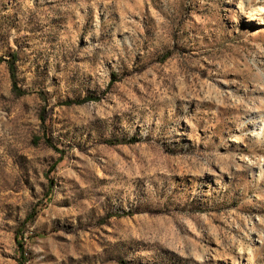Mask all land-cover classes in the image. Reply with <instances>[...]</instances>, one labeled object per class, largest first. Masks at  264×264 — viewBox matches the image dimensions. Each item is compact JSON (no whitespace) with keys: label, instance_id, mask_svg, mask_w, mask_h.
I'll return each instance as SVG.
<instances>
[{"label":"rangeland","instance_id":"1","mask_svg":"<svg viewBox=\"0 0 264 264\" xmlns=\"http://www.w3.org/2000/svg\"><path fill=\"white\" fill-rule=\"evenodd\" d=\"M260 10L0 0V264H264Z\"/></svg>","mask_w":264,"mask_h":264},{"label":"trees","instance_id":"2","mask_svg":"<svg viewBox=\"0 0 264 264\" xmlns=\"http://www.w3.org/2000/svg\"><path fill=\"white\" fill-rule=\"evenodd\" d=\"M8 70H9V74H10V77H11V80H12V83H13V87H14V89H16V84H15V81H14V79H15V73H14L13 61H9V62H8ZM88 99H90V98H85V99L82 100V101H86V100H88ZM47 144H48L49 146H51L48 142H47ZM51 147H52L53 149H56V148H54L53 146H51ZM20 259H21V260H24V259H25L23 254H21Z\"/></svg>","mask_w":264,"mask_h":264},{"label":"bare ground","instance_id":"3","mask_svg":"<svg viewBox=\"0 0 264 264\" xmlns=\"http://www.w3.org/2000/svg\"><path fill=\"white\" fill-rule=\"evenodd\" d=\"M259 10V9H258ZM264 10H260L259 12H263ZM253 18V17H252ZM251 17L249 18V20L250 21H252L253 19H252Z\"/></svg>","mask_w":264,"mask_h":264}]
</instances>
